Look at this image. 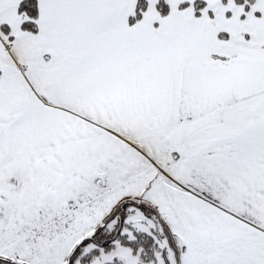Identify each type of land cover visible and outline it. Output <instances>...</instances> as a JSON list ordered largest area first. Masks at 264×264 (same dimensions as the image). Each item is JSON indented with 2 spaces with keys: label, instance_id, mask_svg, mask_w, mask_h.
Wrapping results in <instances>:
<instances>
[{
  "label": "snow or ice",
  "instance_id": "6c2138e0",
  "mask_svg": "<svg viewBox=\"0 0 264 264\" xmlns=\"http://www.w3.org/2000/svg\"><path fill=\"white\" fill-rule=\"evenodd\" d=\"M0 264H264V0H0Z\"/></svg>",
  "mask_w": 264,
  "mask_h": 264
}]
</instances>
